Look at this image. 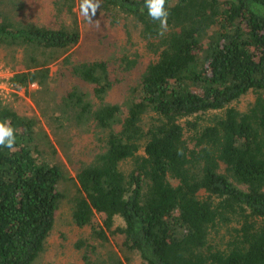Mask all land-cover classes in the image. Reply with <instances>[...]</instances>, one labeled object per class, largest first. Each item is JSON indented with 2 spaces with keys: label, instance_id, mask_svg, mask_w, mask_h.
Here are the masks:
<instances>
[{
  "label": "trees",
  "instance_id": "1",
  "mask_svg": "<svg viewBox=\"0 0 264 264\" xmlns=\"http://www.w3.org/2000/svg\"><path fill=\"white\" fill-rule=\"evenodd\" d=\"M55 1L68 23L0 18V45H76L75 0ZM93 2L91 50L67 53L56 77L63 108L49 130L66 136L60 145L0 98V120L17 132L14 150L0 148V264H32L41 251L62 198L59 154L73 173L71 218L90 226L76 243L86 264H122L115 249L97 252L109 234L145 264H264V0H168L163 37L144 0ZM116 13L139 25L145 64L123 49L129 31ZM98 46L108 55L92 54ZM48 77L40 64L13 70L9 83L26 90Z\"/></svg>",
  "mask_w": 264,
  "mask_h": 264
},
{
  "label": "rangeland",
  "instance_id": "2",
  "mask_svg": "<svg viewBox=\"0 0 264 264\" xmlns=\"http://www.w3.org/2000/svg\"><path fill=\"white\" fill-rule=\"evenodd\" d=\"M94 2L93 0H75L73 10L82 38L76 45L65 51L45 50L44 52H39L38 50H33L35 49L33 47H31L33 48L31 49L25 46L7 47L0 45V98L9 100L20 114L33 117L37 116L43 128H45L53 138L54 143L58 145H60V139L62 140L66 136L57 137L56 135H52L49 130V127L55 129L58 126V122H54V118L51 116L54 112L63 108V106H60L58 109L59 104H54V100L59 98V89L61 87L60 83L56 81V77L59 73L63 72L62 69L64 68L66 60L62 58L67 53L69 54L76 51L84 54L91 50L88 46L91 34L88 33V29H84V26L89 24V21L93 18V14L97 9L95 5L96 2ZM0 3H2L0 7V18H5L15 25L34 23L36 25L58 26L69 22V15L66 14L61 7H58L55 0H0ZM115 19L119 21L115 24L119 25L121 32L126 30L124 28H127L129 31V34L126 35V42L124 46H122L123 49L126 47L129 53L135 52L133 57L137 59L141 54L139 58L140 63L142 62L145 64L148 57L144 44L139 39V25L133 21V18L128 17V15L124 16V14L121 15L116 13ZM106 22L105 20H101L100 27ZM96 29L100 32L99 27ZM100 34H104L105 36L104 32H100ZM120 37L121 36H119V39ZM128 39L130 44L127 43ZM103 52L108 55L109 50H104L102 47L98 46V48L91 53L96 54L95 56H100ZM40 64L48 68L49 77L45 84L41 86L32 82L26 90L24 88L15 90L10 85L9 77L13 70L17 68L26 70L30 67L33 69ZM140 70L141 68H138L134 71L132 77H135ZM112 93L114 94V92ZM113 94H111V97ZM255 96L256 94H254V92H248L240 98L237 103V108L243 111L252 103ZM47 102H49V104L44 106ZM188 119L190 120V118ZM187 132L190 133V131ZM59 156V164L61 163L64 175V179L60 184L62 198L58 200L54 212L53 225L43 242L41 251L32 264H86L82 260L84 247L82 245L78 248L76 247V243L79 238L90 231V226L86 225L79 227L71 218L70 197L73 194V186L70 184L68 177L73 176V173L70 163L63 159L61 154H59ZM80 160H82V158ZM96 218L99 223H102L101 219L98 217ZM114 224L119 225L118 218H116ZM108 239L109 243L107 245H100L103 250H100L98 247L97 252L99 255L107 253L111 249H115L122 264H145L137 253H133L124 248L121 244V238L109 234ZM87 242L89 244L93 243L91 240Z\"/></svg>",
  "mask_w": 264,
  "mask_h": 264
},
{
  "label": "clouds",
  "instance_id": "3",
  "mask_svg": "<svg viewBox=\"0 0 264 264\" xmlns=\"http://www.w3.org/2000/svg\"><path fill=\"white\" fill-rule=\"evenodd\" d=\"M144 8L150 19L158 24L157 35L165 36L168 31L170 14L168 0H144ZM17 143V132L8 120H0V148L14 150ZM178 154L182 150L178 149Z\"/></svg>",
  "mask_w": 264,
  "mask_h": 264
}]
</instances>
